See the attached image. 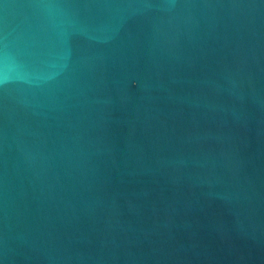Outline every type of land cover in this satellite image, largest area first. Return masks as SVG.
<instances>
[{"label":"water","instance_id":"obj_1","mask_svg":"<svg viewBox=\"0 0 264 264\" xmlns=\"http://www.w3.org/2000/svg\"><path fill=\"white\" fill-rule=\"evenodd\" d=\"M0 264H264V0H0Z\"/></svg>","mask_w":264,"mask_h":264}]
</instances>
